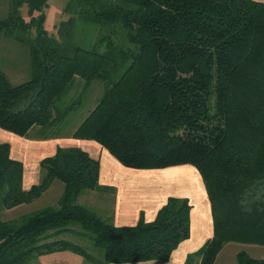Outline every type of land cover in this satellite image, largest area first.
Wrapping results in <instances>:
<instances>
[{
  "label": "trees",
  "instance_id": "1",
  "mask_svg": "<svg viewBox=\"0 0 264 264\" xmlns=\"http://www.w3.org/2000/svg\"><path fill=\"white\" fill-rule=\"evenodd\" d=\"M27 6L29 19L21 14ZM47 0H10L0 35L25 45L31 74L12 84L0 69V128L58 137L73 109L71 88L103 92L71 137L89 139L126 167L190 164L210 202L213 234L184 264H219L224 244L264 245V1L68 0L57 35L44 29ZM92 86L100 85V83ZM41 179L22 185L23 163L0 142V212L28 203L54 179L56 204L0 216V264H29L69 250L85 264L168 260L189 237L188 198L169 196L154 219L116 226L77 202L98 190L99 161L57 146L40 162ZM76 225L99 258L60 238ZM235 264H264L238 251Z\"/></svg>",
  "mask_w": 264,
  "mask_h": 264
},
{
  "label": "crops",
  "instance_id": "2",
  "mask_svg": "<svg viewBox=\"0 0 264 264\" xmlns=\"http://www.w3.org/2000/svg\"><path fill=\"white\" fill-rule=\"evenodd\" d=\"M33 129L36 130L31 134ZM38 129L33 127L27 136H19L0 128V142L9 143L11 157L23 163L24 189L34 184L37 178L36 165L33 167L30 162H40L43 157L54 154L57 146H77L99 161V184L113 200L107 218L111 217L116 226L134 225L141 215L146 221L154 219L169 196L188 198L191 205L189 237L178 244L168 260L109 264H184L187 254L199 249L212 236L210 202L202 178L194 166L180 164L152 169L126 167L93 140L76 139L71 135L45 139L40 136ZM228 243L217 254V263Z\"/></svg>",
  "mask_w": 264,
  "mask_h": 264
},
{
  "label": "rangeland",
  "instance_id": "3",
  "mask_svg": "<svg viewBox=\"0 0 264 264\" xmlns=\"http://www.w3.org/2000/svg\"><path fill=\"white\" fill-rule=\"evenodd\" d=\"M67 2L68 0H47V5L44 9L43 23L44 29L47 32L55 36L57 35V25L61 20H65L69 16L65 11ZM9 5L10 0H0V19L7 15ZM27 10L26 5L21 7V14L26 20L29 19ZM0 69L6 74L12 84L28 79L31 74L28 48L11 38H3L2 34L0 35ZM97 82L99 81L93 82L92 85L95 83L97 84ZM92 85L84 91L78 88H71L70 91L64 95L63 100L66 103L73 101L74 107L60 125L52 127L47 131H61V137H70L73 128L86 116L88 110L94 105V102L97 101L103 92L102 83H100L99 86ZM35 130L36 129H33L31 134H33ZM10 142L13 143L12 140ZM30 163L33 167L36 165L37 178L35 177L36 181L34 184H37L40 182L42 176L39 162ZM62 190L63 183L54 179L50 182L49 186L42 191L39 197L11 209L2 210L0 216L3 219H11L21 214H26L40 208L54 205L61 195ZM77 202L95 211L103 220L110 223L114 222L111 217L107 218L108 211L111 209V203L113 202L111 195L107 191H103L101 188L98 190H85L77 198ZM71 228L75 230L69 231V229L61 234L60 238L81 246L87 252L93 254L95 258H99V250L93 245L92 241L86 236L81 228L76 225L71 226ZM238 251H245L252 257L264 259V245L231 242L224 248L218 263L235 264ZM85 262L86 259L80 254L69 250H61L34 257L30 260L29 264H85Z\"/></svg>",
  "mask_w": 264,
  "mask_h": 264
}]
</instances>
